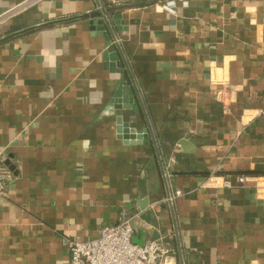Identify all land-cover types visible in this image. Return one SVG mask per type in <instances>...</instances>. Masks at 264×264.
Instances as JSON below:
<instances>
[{"label": "crops", "instance_id": "0c3cea01", "mask_svg": "<svg viewBox=\"0 0 264 264\" xmlns=\"http://www.w3.org/2000/svg\"><path fill=\"white\" fill-rule=\"evenodd\" d=\"M95 11L0 41V264L124 217L167 264H264V0H0V38Z\"/></svg>", "mask_w": 264, "mask_h": 264}, {"label": "built area", "instance_id": "2783aa9c", "mask_svg": "<svg viewBox=\"0 0 264 264\" xmlns=\"http://www.w3.org/2000/svg\"><path fill=\"white\" fill-rule=\"evenodd\" d=\"M2 159L4 158L1 154L0 160ZM2 166L1 164L0 167ZM165 177L168 179L167 172ZM216 179L215 176H211L203 185L207 186L209 183L216 185ZM237 179L243 182L246 177L241 175ZM4 180L5 175L0 172V195L5 190ZM224 184L229 185L230 182L226 181ZM167 188L168 192L163 200L173 204L183 193L179 189H171V186ZM133 232L132 218L124 217L115 224L104 226L98 237L90 239L63 237L61 242L69 250L68 264H167L172 248L163 239L151 238L143 244H138L132 240Z\"/></svg>", "mask_w": 264, "mask_h": 264}, {"label": "water", "instance_id": "95a60500", "mask_svg": "<svg viewBox=\"0 0 264 264\" xmlns=\"http://www.w3.org/2000/svg\"><path fill=\"white\" fill-rule=\"evenodd\" d=\"M100 12L99 11H95L93 13H89V14H85V15H80V16H75V17H70V18H65V19H56V20H49V21H44L42 23H39V24H35V25H32V26H29L27 28H24V29H21V30H18V31H15L9 35H6L4 37H1L0 38V41L2 40H5L7 38H10V37H14V36H17V35H20L24 32H27L29 30H32V29H35V28H39V27H45L47 25H50V24H54V23H60V22H64V21H68V20H72L74 18H80V17H89V16H96V15H99ZM120 120V119H119ZM130 132H134V129H130ZM5 164V165H8L11 169L13 168V166H11L10 164V160L9 159H2L0 160V165L1 164Z\"/></svg>", "mask_w": 264, "mask_h": 264}]
</instances>
